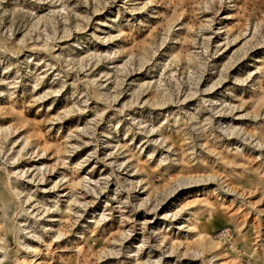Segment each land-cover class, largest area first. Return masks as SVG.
Returning a JSON list of instances; mask_svg holds the SVG:
<instances>
[{
  "label": "rangeland",
  "instance_id": "1",
  "mask_svg": "<svg viewBox=\"0 0 264 264\" xmlns=\"http://www.w3.org/2000/svg\"><path fill=\"white\" fill-rule=\"evenodd\" d=\"M0 264H264V0H0Z\"/></svg>",
  "mask_w": 264,
  "mask_h": 264
},
{
  "label": "built area",
  "instance_id": "2",
  "mask_svg": "<svg viewBox=\"0 0 264 264\" xmlns=\"http://www.w3.org/2000/svg\"><path fill=\"white\" fill-rule=\"evenodd\" d=\"M227 236H228V233H226L225 230L220 232V237L221 238H227Z\"/></svg>",
  "mask_w": 264,
  "mask_h": 264
},
{
  "label": "bare ground",
  "instance_id": "3",
  "mask_svg": "<svg viewBox=\"0 0 264 264\" xmlns=\"http://www.w3.org/2000/svg\"><path fill=\"white\" fill-rule=\"evenodd\" d=\"M212 243V242H211ZM212 246V245H211ZM203 247V246H202ZM200 248H201V246H200Z\"/></svg>",
  "mask_w": 264,
  "mask_h": 264
}]
</instances>
